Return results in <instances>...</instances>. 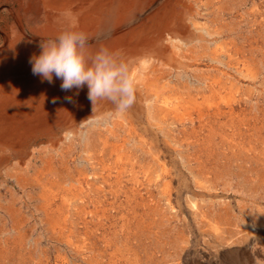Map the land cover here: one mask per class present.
Wrapping results in <instances>:
<instances>
[{
    "label": "rangeland",
    "instance_id": "rangeland-1",
    "mask_svg": "<svg viewBox=\"0 0 264 264\" xmlns=\"http://www.w3.org/2000/svg\"><path fill=\"white\" fill-rule=\"evenodd\" d=\"M204 5L168 80L202 106L230 102L182 117L152 100L136 132L104 118L59 150L35 146L18 174L4 166L0 264H264V0ZM106 135L115 147L103 151ZM51 155L57 179L45 182L67 188L47 207L18 176Z\"/></svg>",
    "mask_w": 264,
    "mask_h": 264
},
{
    "label": "bare ground",
    "instance_id": "bare-ground-1",
    "mask_svg": "<svg viewBox=\"0 0 264 264\" xmlns=\"http://www.w3.org/2000/svg\"><path fill=\"white\" fill-rule=\"evenodd\" d=\"M222 2L0 0V173L4 166L13 161L15 165L12 169L20 173L27 165V156L34 155L35 146L44 144L49 151L59 150L70 134L82 135L87 126L104 118L113 120L115 127L126 125L128 131L136 132L143 125L140 116L145 110L144 106L152 100L156 105L161 103L158 113L162 116L175 113L184 117L194 110L211 109L212 106L220 112L221 102H230L229 95L206 97L203 99L207 103L205 107L199 104V99L191 91L171 85L168 76L169 70L175 67L173 63L178 61L181 44L187 43L196 34L193 26L198 28L197 20L202 16V6L211 7ZM66 30L85 35L86 59L101 48H106L118 53L128 64L136 82L135 100L130 108L117 113L110 101L102 100L98 101L93 114L86 85L77 95V89L62 91L60 79L54 77V82L49 84L32 74L29 59L33 54L39 55L41 40L55 39ZM176 95V103H171ZM66 96H71L76 103H68ZM53 99L56 103L52 102ZM156 124L149 121L148 126L142 127L145 133L151 130L157 133ZM149 126L153 129H149ZM111 132L115 133L114 130ZM101 141L103 151L115 147L110 143V135ZM42 161L43 165L37 169L36 175L29 179L18 176V180L24 179L26 185L30 186L37 184L43 192V205L48 207L53 204L52 198H49L50 192L55 188L67 187L59 181L57 186L48 184L50 178H56L54 157L51 155ZM68 189L74 191L75 185L71 183Z\"/></svg>",
    "mask_w": 264,
    "mask_h": 264
},
{
    "label": "clouds",
    "instance_id": "clouds-1",
    "mask_svg": "<svg viewBox=\"0 0 264 264\" xmlns=\"http://www.w3.org/2000/svg\"><path fill=\"white\" fill-rule=\"evenodd\" d=\"M86 45L85 35L72 30L62 31L55 39H42L39 55L33 54L29 59L32 74L49 84L54 82V77L60 79L62 91L77 89V95L86 85L93 114L98 101L102 100L110 101L117 113L126 111L133 104L136 92V82L128 64L118 53L106 48L86 59ZM65 100L76 103L71 96H66Z\"/></svg>",
    "mask_w": 264,
    "mask_h": 264
}]
</instances>
